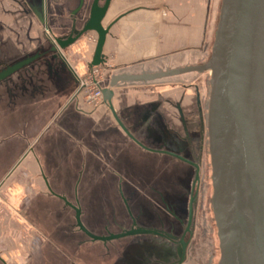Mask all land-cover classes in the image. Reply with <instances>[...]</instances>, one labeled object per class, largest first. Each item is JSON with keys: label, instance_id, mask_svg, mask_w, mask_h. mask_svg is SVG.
Returning a JSON list of instances; mask_svg holds the SVG:
<instances>
[{"label": "crops", "instance_id": "obj_1", "mask_svg": "<svg viewBox=\"0 0 264 264\" xmlns=\"http://www.w3.org/2000/svg\"><path fill=\"white\" fill-rule=\"evenodd\" d=\"M93 1L0 0V43L17 53L24 49L17 60L39 54L0 82V192L10 190L13 203L22 204L23 220L44 239L85 264H103L98 249L85 243L87 232L74 229L77 209L88 231L98 217L88 207L118 209L117 199L99 203V194L118 193L125 207L139 210L142 170L172 164L174 158L198 164L186 155L191 146L188 114L204 109L200 87L190 93L182 78L121 82L111 104L105 100L84 109L74 98L78 81L72 69L83 73L92 62L97 33L90 31L63 50L45 33L66 38L81 31ZM220 6L221 0H111L102 21L109 28L102 51L106 88L114 76L163 72L203 59ZM190 53L196 57L190 59ZM169 82L177 85L174 91L164 88ZM160 93H167L163 101L157 99ZM47 256L44 264L54 258ZM134 257L141 264L147 259L141 252Z\"/></svg>", "mask_w": 264, "mask_h": 264}, {"label": "water", "instance_id": "obj_2", "mask_svg": "<svg viewBox=\"0 0 264 264\" xmlns=\"http://www.w3.org/2000/svg\"><path fill=\"white\" fill-rule=\"evenodd\" d=\"M111 0H94L84 28L66 38H56L65 49L84 34L97 33L91 65H100L109 28L102 21ZM53 50H57L54 47ZM39 54L0 70V82L31 64ZM210 72L207 106L208 144L212 164V205L218 229V264H264V0H222L211 55L207 62L156 73L119 75L104 90L110 104L121 82L148 83L190 72ZM192 163V162H190ZM196 182L200 181V167ZM194 192V191H193ZM189 204L180 264L186 258L185 237L191 232L193 204ZM95 240H108L89 233Z\"/></svg>", "mask_w": 264, "mask_h": 264}, {"label": "rangeland", "instance_id": "obj_3", "mask_svg": "<svg viewBox=\"0 0 264 264\" xmlns=\"http://www.w3.org/2000/svg\"><path fill=\"white\" fill-rule=\"evenodd\" d=\"M54 36L48 32L45 33L48 41H55ZM83 40H87V37ZM214 40L215 35L211 48L206 46L204 49L203 59L190 60L189 66L207 62ZM6 46L5 42L0 43V70L21 61L17 59L26 53L24 49H22L23 52L20 50V53L5 49ZM49 46H44L40 51H45ZM192 55L190 53V59L196 57ZM102 71L108 82L106 68L103 67ZM180 78L187 81L185 84L190 87V93H194V86L198 85L203 100V114L197 115L194 109L188 114L191 146L186 152V155L193 157L200 164V181L196 182L197 171L193 166L174 158L173 165L163 163L156 169L142 170L137 184L140 190L138 205L141 208L134 210L135 212L123 205L118 193L115 195L99 194V203L107 198L119 201L118 209L115 205L114 208L110 205L107 209L88 207V213L96 212L98 216L96 223L88 225V232L97 237L109 238L108 240H95L88 235L85 239L89 247L98 249L97 252L103 264H141L142 262L134 257L140 252L144 258L149 257V260L145 259L144 264L147 263L146 261H148L147 264H180L183 253L180 241L186 232L189 204L194 192H196V198L193 204V222L191 232L185 237L187 252L181 264H218L219 262L220 246L212 205V164L207 132V106L211 75L208 71L190 72L155 81V83L164 80L178 81ZM176 86L175 83L169 82L164 88L167 90L172 88L174 91ZM178 87L181 85L179 84ZM164 96H167V93H160L157 99L163 101ZM5 190L6 188L0 192V259L3 262L6 264H44L43 259L50 254L54 258L46 264H85L66 248L63 249L60 246L59 248L53 242L44 239L38 230L23 220L22 204L13 203L14 199H11L10 190ZM10 200L12 204H15L13 207L8 203ZM75 227V230L78 228L83 230L78 224ZM164 244H168V248L171 247L164 250Z\"/></svg>", "mask_w": 264, "mask_h": 264}, {"label": "built area", "instance_id": "obj_4", "mask_svg": "<svg viewBox=\"0 0 264 264\" xmlns=\"http://www.w3.org/2000/svg\"><path fill=\"white\" fill-rule=\"evenodd\" d=\"M96 41L97 39L94 42ZM59 49L63 50L60 47ZM64 58L66 59V56ZM91 63L87 64L83 73L79 72L75 67L72 69L78 81L74 98L82 102L84 109L88 108V106L95 108L103 104L105 101L104 90L108 85L102 71V65L106 62L104 61L98 66H92Z\"/></svg>", "mask_w": 264, "mask_h": 264}, {"label": "flooded vegetation", "instance_id": "obj_5", "mask_svg": "<svg viewBox=\"0 0 264 264\" xmlns=\"http://www.w3.org/2000/svg\"><path fill=\"white\" fill-rule=\"evenodd\" d=\"M192 163H194V162H192ZM195 164H197V163H195ZM199 166H200V164H198ZM194 166V165H193ZM201 168V167H200ZM196 169V168H195ZM197 171V170H196ZM192 222H193V219H192ZM191 226H192V224H191ZM187 235V234H186ZM139 250V249H138Z\"/></svg>", "mask_w": 264, "mask_h": 264}, {"label": "bare ground", "instance_id": "obj_6", "mask_svg": "<svg viewBox=\"0 0 264 264\" xmlns=\"http://www.w3.org/2000/svg\"><path fill=\"white\" fill-rule=\"evenodd\" d=\"M200 167V166H199Z\"/></svg>", "mask_w": 264, "mask_h": 264}]
</instances>
